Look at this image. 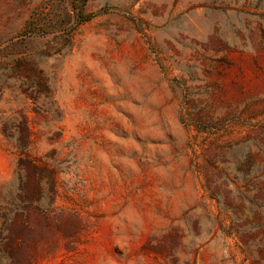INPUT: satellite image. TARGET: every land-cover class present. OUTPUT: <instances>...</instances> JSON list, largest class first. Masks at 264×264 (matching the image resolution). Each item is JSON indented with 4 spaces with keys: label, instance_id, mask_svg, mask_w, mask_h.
Instances as JSON below:
<instances>
[{
    "label": "rangeland",
    "instance_id": "1",
    "mask_svg": "<svg viewBox=\"0 0 264 264\" xmlns=\"http://www.w3.org/2000/svg\"><path fill=\"white\" fill-rule=\"evenodd\" d=\"M0 264H264V0H0Z\"/></svg>",
    "mask_w": 264,
    "mask_h": 264
},
{
    "label": "trees",
    "instance_id": "2",
    "mask_svg": "<svg viewBox=\"0 0 264 264\" xmlns=\"http://www.w3.org/2000/svg\"><path fill=\"white\" fill-rule=\"evenodd\" d=\"M79 16H80V13H79ZM89 17H90V14L86 15L85 18H82L81 21H84V20L88 19ZM11 259L17 260L16 258H11Z\"/></svg>",
    "mask_w": 264,
    "mask_h": 264
}]
</instances>
